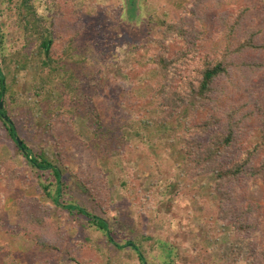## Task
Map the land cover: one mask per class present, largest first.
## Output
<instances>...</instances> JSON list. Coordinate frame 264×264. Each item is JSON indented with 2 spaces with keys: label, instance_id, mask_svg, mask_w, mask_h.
Segmentation results:
<instances>
[{
  "label": "rangeland",
  "instance_id": "1",
  "mask_svg": "<svg viewBox=\"0 0 264 264\" xmlns=\"http://www.w3.org/2000/svg\"><path fill=\"white\" fill-rule=\"evenodd\" d=\"M167 1L182 5L187 0H36L40 13L54 15L64 41L73 33L70 28L76 23L81 26L78 43L68 63L60 68L61 76L49 74L48 87L54 90L50 106H70L67 103L73 93L64 90L61 81L66 77L63 70H71L78 80L81 106L89 116L75 117L71 125L70 116L59 117L54 121V138L34 101L32 86L39 67L18 73L15 65L9 64L8 81L14 78L16 86L9 114L17 137L35 150L43 148L50 160L62 167L66 186L60 201L86 207L106 219L119 245L131 237L140 240L146 264H263V258L251 253L264 249V181L247 182L245 191L232 189L235 200L226 203V208L238 211L251 205L254 209L245 223L256 224L248 233L236 231L228 218L218 216L216 195L209 191L207 196L202 194L215 179L203 175L187 178L190 168L180 151L184 143L168 142L158 122L162 109L151 110L147 105L148 93L142 85L145 72H141L147 67L148 55L143 54L149 45L147 33L160 21L179 16L178 9L169 7ZM257 1L264 5V0ZM261 10L255 12L254 26L264 30V7ZM2 16L4 51L17 58L23 53V33L17 26L14 5ZM132 43L138 47L130 49ZM132 94L139 96L130 98ZM237 96L256 101L264 109V68ZM94 120L102 123L101 128ZM252 124H245L242 136L226 156L234 160L243 157L249 149L246 134ZM106 133L117 134V140L103 165L95 137L103 141ZM57 148L61 150L58 161L52 155ZM0 166L9 171L10 179L0 180V264H140L131 243L123 248L113 246L83 216L59 207L38 188L34 170L17 152L1 123ZM78 181L89 191L79 190ZM49 189L53 192V185ZM18 211L23 213L21 219ZM32 215L42 220L37 225L29 222V228L55 242L56 249L43 250L21 233L19 222ZM160 240L165 242L162 248Z\"/></svg>",
  "mask_w": 264,
  "mask_h": 264
},
{
  "label": "trees",
  "instance_id": "2",
  "mask_svg": "<svg viewBox=\"0 0 264 264\" xmlns=\"http://www.w3.org/2000/svg\"><path fill=\"white\" fill-rule=\"evenodd\" d=\"M11 4L15 8L17 26L23 33V53L17 58L8 57L4 51L2 15L5 9L11 11ZM168 6L177 8L179 16L160 21L155 30L147 33L149 45L143 52L148 55L147 67L141 68V72H145L142 85H145L144 92L148 93L147 105L151 110L156 107L162 109L158 122L168 142L181 140L184 143L180 151L186 156L185 164L190 168L187 178L203 175L215 179L202 194L207 196V191L214 193L219 202L218 216L228 218L236 231L248 233L249 228L256 226L245 223L254 208L249 205L247 209L234 211L226 208V203L235 200L234 187L238 188L237 191H245L248 189L247 182L264 181V109L261 104L246 97L237 99L256 73L264 68V30L254 26L255 12L257 9L262 12L264 5L257 0H187L182 5L170 2ZM54 21V15H44L37 10L36 0H0V123L6 136L14 142L17 152L34 170L38 188L46 196L68 212L83 216L91 226L103 232L113 246L123 248L131 243L130 248L136 253L139 263L146 264L140 240L138 243L136 238L131 237L124 245H119L106 219L86 207L60 201L62 189L66 186L62 167L56 166L43 148L35 150L19 138L21 144L18 145L16 140V126L9 114L10 104L16 100V86L14 78L8 81L9 64H14L18 73L28 67H39L32 86L34 101L41 109V116L46 117L45 127L54 138V121L59 117L70 116L67 118L71 125L75 117L85 119L89 116L81 106L78 80L71 70H63L66 77L61 81L62 88L73 93L67 103L70 106L55 109L50 106L54 90L48 87L51 80L49 74L54 72L56 76H61L60 68L68 63L81 34V26L76 23L70 28L73 33L64 41ZM137 47L138 44L130 45V49ZM149 68L151 72L148 73ZM138 96L132 94L130 98ZM250 104L257 110L252 109ZM197 115L199 121L195 122ZM94 121L101 128L102 123ZM247 122L253 123L246 134L249 149L242 158L234 160L225 154L234 148ZM73 130L79 136L76 129ZM116 140L117 134L106 133L103 141L95 137L99 160L103 165L109 159L107 152L116 146ZM60 151L59 148L52 155L56 157ZM8 173L0 166V180L10 181ZM43 176H47L45 180H42ZM52 185L53 192L49 189ZM76 186L83 192L89 191L79 181ZM43 210L46 211L45 208ZM18 217L21 219L23 213L18 211ZM30 218L23 224L19 222L21 233L43 250L56 249L55 242L47 241L29 228V224H40L42 219L35 215ZM157 242L161 248L165 243L162 240ZM167 251L170 256L171 250ZM251 254L254 258L259 255L264 259V249L258 252L253 249Z\"/></svg>",
  "mask_w": 264,
  "mask_h": 264
},
{
  "label": "water",
  "instance_id": "3",
  "mask_svg": "<svg viewBox=\"0 0 264 264\" xmlns=\"http://www.w3.org/2000/svg\"><path fill=\"white\" fill-rule=\"evenodd\" d=\"M1 107H2V98L0 99V109H1ZM16 140L18 141V145H20L21 142L19 141L18 137H16Z\"/></svg>",
  "mask_w": 264,
  "mask_h": 264
}]
</instances>
